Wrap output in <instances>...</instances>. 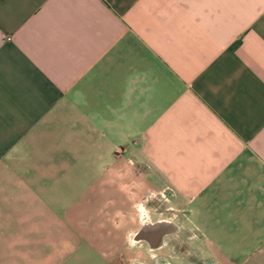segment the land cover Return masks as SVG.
Here are the masks:
<instances>
[{
  "label": "crops",
  "instance_id": "1",
  "mask_svg": "<svg viewBox=\"0 0 264 264\" xmlns=\"http://www.w3.org/2000/svg\"><path fill=\"white\" fill-rule=\"evenodd\" d=\"M0 264H264V0H0Z\"/></svg>",
  "mask_w": 264,
  "mask_h": 264
},
{
  "label": "rangeland",
  "instance_id": "2",
  "mask_svg": "<svg viewBox=\"0 0 264 264\" xmlns=\"http://www.w3.org/2000/svg\"><path fill=\"white\" fill-rule=\"evenodd\" d=\"M165 199V198H163ZM162 199V200H163ZM144 202L142 203L141 206H137L138 208V212L141 211V213L139 215H141L142 219L144 221H146L147 223H149L150 221H147V220H150V219H155V218H159V217H165L166 215H153L148 213L149 212V204H148V200L149 199H143ZM147 201V202H146ZM147 232L146 230H144V233ZM144 237H146L147 235L146 234H143ZM145 240V239H144ZM153 242H155L154 244V252H156L157 250H159L161 247H164L167 243V239H166V236H161V234L157 235V236H154ZM150 251V249H149ZM131 253V252H130ZM148 254V252L146 251V247H144V251H143V257H146V255Z\"/></svg>",
  "mask_w": 264,
  "mask_h": 264
},
{
  "label": "flooded vegetation",
  "instance_id": "3",
  "mask_svg": "<svg viewBox=\"0 0 264 264\" xmlns=\"http://www.w3.org/2000/svg\"><path fill=\"white\" fill-rule=\"evenodd\" d=\"M148 225H150V222L148 223Z\"/></svg>",
  "mask_w": 264,
  "mask_h": 264
}]
</instances>
